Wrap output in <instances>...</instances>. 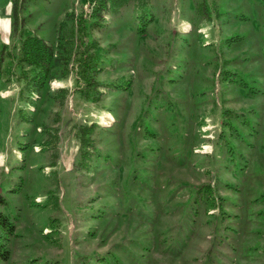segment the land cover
<instances>
[{
	"label": "rangeland",
	"instance_id": "rangeland-1",
	"mask_svg": "<svg viewBox=\"0 0 264 264\" xmlns=\"http://www.w3.org/2000/svg\"><path fill=\"white\" fill-rule=\"evenodd\" d=\"M11 6L54 55L31 102L0 82V264H264V0H157L140 40L127 9ZM81 125L115 129L79 169Z\"/></svg>",
	"mask_w": 264,
	"mask_h": 264
},
{
	"label": "trees",
	"instance_id": "trees-1",
	"mask_svg": "<svg viewBox=\"0 0 264 264\" xmlns=\"http://www.w3.org/2000/svg\"><path fill=\"white\" fill-rule=\"evenodd\" d=\"M90 4L93 5V9L89 14V27H93L97 25L95 23H99L103 21L102 13L105 15H110L112 20L117 21L120 16H118V12L121 9L129 10L130 18L133 20L128 22L126 25V29L130 32H133L136 37L140 40L148 35V28L153 23L154 10L153 5L154 1L157 0H87ZM22 19L16 20L15 16L12 14V35L15 38V41L12 43V51H10L11 46L7 49L6 46H2L0 48V82L4 79L5 72H9V69H17V80L20 81V85H22L21 93H23V97L28 102H31L32 95H41L45 91V87L50 80L49 71L51 67V62L53 61V49L50 45H48L44 39L37 35V33H27L24 30V25L22 26ZM106 24V23H105ZM119 29V28H118ZM85 56V55H84ZM82 56V57H84ZM104 61V60H102ZM92 65V64H91ZM110 61H104V68L110 67ZM86 71L91 67L86 64ZM94 68L99 67V64L96 62L93 63ZM123 67H121V70ZM24 71H29L31 73L30 77H28V81L25 82L24 75L22 79H20L21 73ZM14 74V73H13ZM15 77V78H16ZM20 77V78H19ZM24 79V82H23ZM16 81V80H15ZM22 83V84H21ZM91 82H88L87 87L90 86ZM111 85V84H108ZM112 88H108L109 92L117 93L118 97L123 93L128 92L131 88L130 81L124 80L119 84H112ZM80 93V91H79ZM85 96V94H84ZM86 99L95 100L93 96H89L86 93ZM113 110V113H115ZM92 126H84L81 125L80 132L78 133V168L82 169L89 162H91L92 155L102 156V152L96 145V136L104 132H113L115 129L113 125H110L107 129H101ZM107 156V154H105ZM230 187V185L228 186ZM207 182H201L198 184V192L203 196L205 195V200L208 201L209 198L211 201L216 199L215 194L212 195V192L209 189ZM198 193V194H199ZM0 227H5L9 234L13 233L14 227L12 223H10L8 217L2 213H0ZM9 248L6 243H0V258L2 260H7L9 258ZM27 264H35V260H30ZM46 264V263H43Z\"/></svg>",
	"mask_w": 264,
	"mask_h": 264
},
{
	"label": "crops",
	"instance_id": "crops-1",
	"mask_svg": "<svg viewBox=\"0 0 264 264\" xmlns=\"http://www.w3.org/2000/svg\"><path fill=\"white\" fill-rule=\"evenodd\" d=\"M15 41L12 35V6L11 0L1 1L0 3V48Z\"/></svg>",
	"mask_w": 264,
	"mask_h": 264
}]
</instances>
